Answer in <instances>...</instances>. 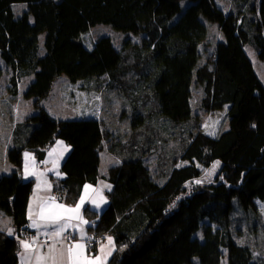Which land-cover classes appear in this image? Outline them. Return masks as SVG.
<instances>
[{"label": "trees", "instance_id": "1", "mask_svg": "<svg viewBox=\"0 0 264 264\" xmlns=\"http://www.w3.org/2000/svg\"><path fill=\"white\" fill-rule=\"evenodd\" d=\"M16 4L27 7L21 16ZM208 24L217 26L215 39ZM98 25L124 33L122 46L102 36L86 48L82 34ZM247 46L264 61V0H231L229 10L216 0H0V60L12 72L14 92L22 78L34 77L25 97L36 98L39 110L26 130L14 131L13 170L0 177V211L15 233L28 231L34 188L33 179L21 177L24 154L42 162L62 140L70 152L63 178H53L61 201L75 205L84 186L101 179L112 187L103 211L83 210L90 255L98 251L95 239L112 237L108 264H264L256 205L264 202V85ZM61 75L92 91L101 90L104 78L105 89L121 93L136 129L132 142L103 117L61 120L41 108ZM196 89L202 97L194 111ZM225 107L229 129L205 133L200 115ZM164 122L168 138L160 131ZM167 139L174 143L169 150ZM151 145L164 148L154 172L145 160ZM106 148L120 162L102 175ZM215 161L221 162L216 182L188 190ZM19 250L17 237L0 230V264H19Z\"/></svg>", "mask_w": 264, "mask_h": 264}, {"label": "rangeland", "instance_id": "2", "mask_svg": "<svg viewBox=\"0 0 264 264\" xmlns=\"http://www.w3.org/2000/svg\"><path fill=\"white\" fill-rule=\"evenodd\" d=\"M217 5L222 9L229 10L231 6V0H216ZM27 9L24 4H16L13 10L16 16H21L22 13ZM210 29V35L213 39L217 37L218 31L217 26L208 24ZM102 36L111 37L118 47H121L126 36L124 33L115 30L110 25H98L90 29L87 33L82 34L81 40L86 48L90 49L93 43ZM45 38L46 34L43 33L39 36L40 45V56L45 54ZM132 42H138L137 38L132 37ZM246 52L254 65L256 74L259 80L264 85V61L258 59L257 55L254 53L250 46L246 47ZM0 169L3 164H7L6 150L7 146L10 145L14 131L17 129L19 131L26 130L27 127L24 126L29 117L38 113V108L36 106V98L25 97V92L29 84L33 81L34 77L29 76L22 78L17 85L16 92L13 91L11 86L12 72L1 60H0ZM106 79H101V90L92 91L83 88V83L79 82L76 84H71L66 75H61L55 82L50 91V93L38 102L41 108L48 111L53 117L61 120H77L83 118H93L94 116L103 117L104 119L111 122V126L115 128V131H119L121 140L124 142L127 140L129 143L133 140L134 128L131 125V108L126 100V98L117 91H109L105 89ZM202 97V91L196 89L194 91V99L192 101V107L194 111L197 109L200 99ZM228 107L220 111H216L212 114L202 113L200 115V120L203 123V129L205 133L211 136H216L220 132L229 129V121L227 116ZM141 127V126H140ZM143 129V128H142ZM140 130L139 127L137 131ZM161 134L163 138H168L171 134V127L168 122L162 123L160 127ZM166 140V139H165ZM163 147L165 150H169L173 146V141L169 142L167 139ZM160 146V145H158ZM162 146L160 148L151 145V151L149 155L145 158L146 164L154 172L156 163L158 161L159 155L163 152ZM146 151V153L148 152ZM70 152V146H68L64 141L58 140L56 144L48 150L47 158L51 165V170L55 175H59L61 172V163ZM28 156L24 159V165L27 163L28 169L33 167L34 161L33 156L30 152H27ZM31 156V157H29ZM31 158V159H28ZM118 160L115 156L109 153L108 149L101 153V165L100 171L106 175L109 167L116 165ZM11 164V163H10ZM215 165V168H214ZM38 169L44 168L37 167ZM221 168V162L215 161L209 168H201L202 174L200 178L188 183V190L195 189H206L214 182H216L217 177H219V171ZM49 170L46 172L48 173ZM63 174V173H62ZM61 175V173H60ZM199 181V183H197ZM257 209L260 213L262 222L264 224V202L256 200ZM100 209L99 211H102ZM0 214L6 219L4 225L9 222V217L2 211ZM25 237V236H24ZM31 236H27V238ZM72 236H68L71 240ZM111 238V237H109ZM109 240V239H108ZM39 243L42 240L38 241ZM263 245L264 253V240L260 241ZM89 246V243H88Z\"/></svg>", "mask_w": 264, "mask_h": 264}, {"label": "crops", "instance_id": "3", "mask_svg": "<svg viewBox=\"0 0 264 264\" xmlns=\"http://www.w3.org/2000/svg\"><path fill=\"white\" fill-rule=\"evenodd\" d=\"M93 118L98 119L99 117L94 116ZM13 142L14 140L12 137V141L10 145L7 146L5 154L7 164L4 163L2 168L0 169V177L4 174H9L13 170V166L8 160V152L13 146ZM25 154L24 159H26ZM47 155L48 151L46 153L45 159L40 162L32 154V161H34L33 167H30L28 169V165L27 163H25L22 169L21 177L23 180H34V188L30 195L27 209V226L32 233L31 240L29 237L27 238V236L23 237L22 233L21 235L15 233V228L10 217L7 225H4V221L6 219L2 216V214H0V230L7 232L10 236L17 237V239L19 240V264H52L51 259L38 262L37 257H51L53 255H56L58 257L61 250L65 251L66 254L67 248L75 244L84 245L83 258H85L86 260H92L95 257H100L101 259L98 264H108V261L115 250L114 240L111 237V243H109V237H107L103 242L98 244L97 253L95 255H90L88 253V240L90 238L87 232L88 223L84 218L83 210L88 205L93 207L97 211H99L100 209H104L109 203L107 193L112 188L111 184L104 179H101L96 185L88 183L84 186L78 202L75 205H68L60 200L58 194L54 190L53 178L59 180L62 179L64 175L62 174L61 170V175L60 173L59 175H55L53 173V169H50L51 165L49 163ZM64 160L65 159H63L61 164H63ZM117 160L119 163L120 161L118 158ZM42 166H44V168H37ZM47 170H49L48 173L46 172ZM102 175H104L103 172ZM52 197L55 198L54 202L50 199ZM81 197H84L83 204H81ZM55 205H63L64 208H75L77 205H80V209L78 214L74 212L68 213L64 212V210L61 208H55ZM42 211L44 212L45 217L48 216L49 211H55L59 213L62 218L55 225H53L52 222L47 218H41ZM33 222H35L36 226H33ZM61 226H63L64 228L63 232L60 235H54L56 228ZM68 236H72L71 240L68 239ZM39 240H42V242L39 243ZM22 241L28 243L30 247L26 249L22 245ZM53 245L55 246V251H52ZM101 249H103V251Z\"/></svg>", "mask_w": 264, "mask_h": 264}, {"label": "snow or ice", "instance_id": "4", "mask_svg": "<svg viewBox=\"0 0 264 264\" xmlns=\"http://www.w3.org/2000/svg\"><path fill=\"white\" fill-rule=\"evenodd\" d=\"M25 156L27 157L28 154L26 153ZM215 168V165H214ZM199 183V181H197ZM87 188V186H86ZM53 202L55 201V198H50ZM84 202V197H81V204ZM99 206V205H97ZM55 208H61L64 210V212L68 213H79L80 205H77L75 208H64L63 205H55ZM41 218H47L52 222L53 225H55L62 217L59 213L55 211H49L48 216H44V212H41ZM33 226L35 225V222H33ZM64 228L63 226L56 228L54 235H60L63 232ZM22 245L27 249L30 247V245L24 241L21 242ZM109 243H111V238H109ZM83 248L84 245L82 244H75L67 248L66 254L65 251L61 250L59 252V256L53 255L51 257H37L38 262L45 261L47 259H51L52 264H98L100 261V257H95L92 260H86L83 258ZM103 251V249H101ZM52 251H55V246H52Z\"/></svg>", "mask_w": 264, "mask_h": 264}, {"label": "built area", "instance_id": "5", "mask_svg": "<svg viewBox=\"0 0 264 264\" xmlns=\"http://www.w3.org/2000/svg\"><path fill=\"white\" fill-rule=\"evenodd\" d=\"M25 230V231H24ZM27 230L28 231H26V227H23V229H22V231H23V233H22V236L24 237V236H32V233H31V231L27 228ZM32 238V237H31ZM99 240L98 239H95L94 241H93V244H99ZM93 244H92V246H93Z\"/></svg>", "mask_w": 264, "mask_h": 264}]
</instances>
